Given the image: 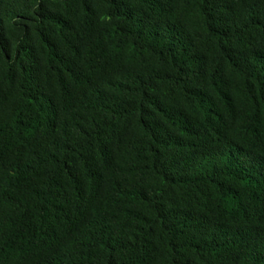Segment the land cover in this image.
Masks as SVG:
<instances>
[{"label":"trees","instance_id":"obj_1","mask_svg":"<svg viewBox=\"0 0 264 264\" xmlns=\"http://www.w3.org/2000/svg\"><path fill=\"white\" fill-rule=\"evenodd\" d=\"M0 264H264V0H0Z\"/></svg>","mask_w":264,"mask_h":264}]
</instances>
